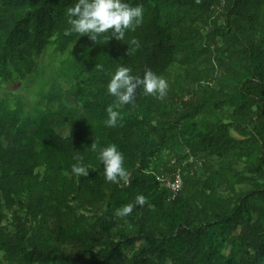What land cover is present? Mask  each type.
<instances>
[{"label": "trees", "instance_id": "16d2710c", "mask_svg": "<svg viewBox=\"0 0 264 264\" xmlns=\"http://www.w3.org/2000/svg\"><path fill=\"white\" fill-rule=\"evenodd\" d=\"M75 2L0 0V89L38 84L0 92V264H264V0H129L144 16L125 41L69 33ZM120 65L166 95L117 105ZM94 139L127 179L105 178Z\"/></svg>", "mask_w": 264, "mask_h": 264}, {"label": "clouds", "instance_id": "9594fccd", "mask_svg": "<svg viewBox=\"0 0 264 264\" xmlns=\"http://www.w3.org/2000/svg\"><path fill=\"white\" fill-rule=\"evenodd\" d=\"M66 14L70 28L69 33L89 34L97 41L103 36L107 41L111 36L125 41L126 31H134L143 22L144 9L142 4H132L129 0H76L67 7ZM130 46L138 42L132 40L128 42ZM131 48V47H130ZM145 94L158 95L163 98L169 87L168 81L151 69H147L144 75L133 74L132 69L126 65H120L108 82L107 91L114 95L117 105H124L134 102L137 89L141 88ZM108 118L105 124L115 126L118 122L119 113L111 105L108 106ZM91 149L104 163L105 178L109 181L117 182L120 178L127 179L128 171L124 166V154L115 143L100 146L94 139ZM77 163L72 165V170L78 176H87L88 166L84 163V156L76 153L74 157ZM140 204L145 203L146 197L138 194L136 197ZM134 204L129 203L118 210L120 216H125L132 211Z\"/></svg>", "mask_w": 264, "mask_h": 264}, {"label": "rangeland", "instance_id": "374dc122", "mask_svg": "<svg viewBox=\"0 0 264 264\" xmlns=\"http://www.w3.org/2000/svg\"><path fill=\"white\" fill-rule=\"evenodd\" d=\"M53 56L51 54V52L48 50L47 53L44 55V58H43V62H48V61H56L58 58L56 59H53ZM56 63V62H54ZM53 63V64H54ZM38 84H34V83H30L28 85H24V83H21L20 85H18L15 89H12V88H8V87H2L0 89V92L1 94H8V93H20V92H24L27 96H28V99L30 101H32L34 99V90H36ZM68 132V129L65 130V133Z\"/></svg>", "mask_w": 264, "mask_h": 264}, {"label": "built area", "instance_id": "2783aa9c", "mask_svg": "<svg viewBox=\"0 0 264 264\" xmlns=\"http://www.w3.org/2000/svg\"><path fill=\"white\" fill-rule=\"evenodd\" d=\"M160 179H163L162 175L159 176ZM167 180V184L168 186L172 189L173 191V194H172V198L175 197V195L177 194V192L182 188V184H183V180H182V177H181V174L179 172H177L175 174V178L174 179H166Z\"/></svg>", "mask_w": 264, "mask_h": 264}]
</instances>
